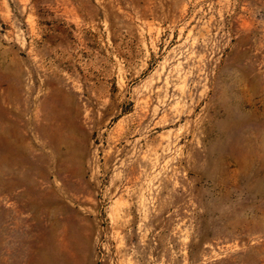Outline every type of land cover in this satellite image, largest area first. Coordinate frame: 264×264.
<instances>
[{"label":"rangeland","instance_id":"obj_1","mask_svg":"<svg viewBox=\"0 0 264 264\" xmlns=\"http://www.w3.org/2000/svg\"><path fill=\"white\" fill-rule=\"evenodd\" d=\"M0 264H264V0H0Z\"/></svg>","mask_w":264,"mask_h":264},{"label":"bare ground","instance_id":"obj_2","mask_svg":"<svg viewBox=\"0 0 264 264\" xmlns=\"http://www.w3.org/2000/svg\"><path fill=\"white\" fill-rule=\"evenodd\" d=\"M52 251V250H51ZM54 251V250H53ZM52 254V253H51ZM53 255V254H52Z\"/></svg>","mask_w":264,"mask_h":264}]
</instances>
